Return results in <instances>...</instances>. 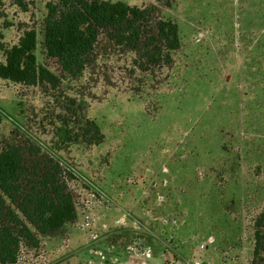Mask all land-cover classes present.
<instances>
[{
  "label": "rangeland",
  "instance_id": "374dc122",
  "mask_svg": "<svg viewBox=\"0 0 264 264\" xmlns=\"http://www.w3.org/2000/svg\"><path fill=\"white\" fill-rule=\"evenodd\" d=\"M18 1L2 0L0 45L36 29L38 62L62 82L0 80V153L60 164L77 219L46 237L31 227L39 243L16 264H264V0H111L176 22L182 47L141 71L102 34L77 78L43 55L49 0ZM89 122L101 144L82 140Z\"/></svg>",
  "mask_w": 264,
  "mask_h": 264
},
{
  "label": "trees",
  "instance_id": "16d2710c",
  "mask_svg": "<svg viewBox=\"0 0 264 264\" xmlns=\"http://www.w3.org/2000/svg\"><path fill=\"white\" fill-rule=\"evenodd\" d=\"M171 8L175 0H155ZM2 0H0V6ZM17 4L27 12L22 1ZM155 9L111 0H49L42 23L43 55L58 60L65 73L77 78L93 62L102 34L117 48L136 54L140 70L172 66L181 49L179 26L169 19H154ZM38 33L23 30L12 45H0V80L23 87L48 85L57 89L61 76L38 62ZM138 61V63H139ZM83 141L101 144L104 135L87 123ZM89 137V139H87ZM22 147L8 146L0 153V264H16L23 242L37 246L42 237L58 233L77 219L73 195L60 164L30 169ZM264 214L256 224L254 256L264 250L261 231Z\"/></svg>",
  "mask_w": 264,
  "mask_h": 264
},
{
  "label": "built area",
  "instance_id": "2783aa9c",
  "mask_svg": "<svg viewBox=\"0 0 264 264\" xmlns=\"http://www.w3.org/2000/svg\"><path fill=\"white\" fill-rule=\"evenodd\" d=\"M204 247H202L203 249ZM194 264H203L201 261H196Z\"/></svg>",
  "mask_w": 264,
  "mask_h": 264
}]
</instances>
